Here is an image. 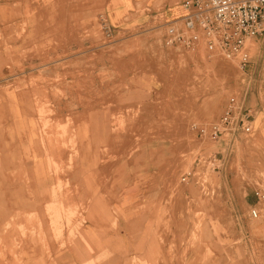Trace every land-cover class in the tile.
Masks as SVG:
<instances>
[{
	"label": "rangeland",
	"instance_id": "rangeland-1",
	"mask_svg": "<svg viewBox=\"0 0 264 264\" xmlns=\"http://www.w3.org/2000/svg\"><path fill=\"white\" fill-rule=\"evenodd\" d=\"M61 1L77 7L79 44L86 49V43H90L92 53L89 57L93 66L90 71H71L70 60H64L66 55L43 54L54 46L69 48L66 41L54 39H30L25 41V44L29 42L24 45L25 49L15 44L14 50L20 52L21 56L15 54L8 60L4 59L9 71L0 73V172L4 171L1 139L5 129L12 127V112L17 111L15 107L17 109V103L21 100L33 112L27 126L35 129V147L45 155L51 172L62 177V182L57 184V191L52 192V200L45 205L41 215L36 209L20 205H11L10 210L8 208L5 211L6 203L10 201L0 200V214L6 213L0 216V264H23L27 256L25 251H28L24 246L29 243L40 244L41 248L30 250L39 252L42 257H50L53 249L48 247V240L59 241L61 247L65 241L76 240L77 235H80L81 223L86 218V198L79 185L71 183L69 179L79 156L75 138L76 121L69 114L73 106L70 105L62 115L56 114V107L60 99H74V104L76 100H84L81 83H155L153 94L156 95V116L146 119L141 106L134 108L128 105L125 110L118 108V112H111L110 115L111 131L118 134L111 140L125 144L122 153L127 159H140L144 154V146L155 141L158 144L159 166H164L161 169L168 171V187L163 188V192L160 189L158 191L159 197L168 193L161 225L157 228L154 240L141 249L143 254L134 257L132 264H264V242L261 244L256 240L262 237L264 241L263 232L257 230L258 223L264 224V201L259 203L260 218L250 220L252 244L245 235L238 234L235 243L225 246L220 253L212 246L213 234L201 207L203 201L211 208L214 204L220 206L222 222L236 235V220L230 213V199L226 201L222 198L223 195L228 197L229 193L234 207L240 206L247 211L246 191L255 189L257 185L264 186V135L257 127L261 115L257 114L253 120V132L250 135L238 136L230 154L221 152L223 142L200 140L190 128L192 122H215L230 97L235 96L239 100L246 91L249 93L255 88L261 94L264 106V35H261L263 39L259 36L247 41L250 59L243 65L239 57L226 58L217 51L207 52L203 47L187 49L165 46V27L158 20L107 38L100 27V15H104V8L97 0ZM162 1L155 2L158 11L161 10ZM175 1L170 0L171 7ZM59 10L54 1L31 0L26 15L35 17L48 14L53 17ZM14 14L20 17L21 9L15 8ZM27 34L26 22L15 24V40ZM114 85L110 88L111 96L128 93V87L119 88L125 84ZM89 94L90 97L102 95L94 88H89ZM7 98H10L9 103ZM12 98L15 105L11 103ZM26 122H20V127ZM60 150L66 152L64 158L59 157ZM102 152L104 158L118 156L117 152L108 151L107 147ZM210 153H216L218 158L225 157L218 169L207 166L208 159L205 156ZM5 171L14 179L18 176L19 180L27 181L28 188L29 174L26 169L22 173L14 167ZM189 171L194 176L182 181L183 174ZM204 179L206 182L202 184ZM165 182L166 178L159 188L166 186ZM187 186L192 192L191 196H185L187 202L176 212L177 201L184 197ZM198 197H202L201 202ZM116 218L115 211L111 215V222L115 223ZM172 218L181 220L185 230L175 234ZM176 227L180 228V225ZM199 246H204L202 254L198 251ZM189 249L195 252L191 259L186 255ZM88 253L91 254L92 249L89 248Z\"/></svg>",
	"mask_w": 264,
	"mask_h": 264
},
{
	"label": "crops",
	"instance_id": "crops-1",
	"mask_svg": "<svg viewBox=\"0 0 264 264\" xmlns=\"http://www.w3.org/2000/svg\"><path fill=\"white\" fill-rule=\"evenodd\" d=\"M51 1L60 8L58 14L53 17L48 14L31 17L26 15V8L29 11L31 0H0V73L9 71V65L4 64V59L8 60V57L15 54L21 56L20 52H15V44L25 49L24 45L29 44V42L25 44V41L37 38L66 41L69 43V48L54 46L52 49H46L43 54L66 55L64 60H70L71 71H90L93 66L89 57L92 49L89 47V42L86 43V49L80 47L77 34V7L67 4V1ZM155 2L156 0H97L98 4L103 5V14L115 30V35L120 31L129 32L133 28L145 26L153 21L158 12ZM15 8L21 9L20 17L15 16ZM140 9L143 11L140 12ZM161 10L169 20L182 13L179 7H171L170 0L161 2ZM67 12L70 14L68 15ZM24 22L27 23L28 34L15 40V24H24ZM260 37L263 39V36ZM114 84L119 86L125 84L119 88L128 87V93L123 96H111L110 88L115 86ZM81 85L85 99L76 100L75 104L74 99H60L57 101L56 114L62 115L70 105L73 106L69 114L76 121L75 138L79 146V156L74 170L69 174V179L71 183L79 185L86 198L84 204L86 218L81 223L80 235H77L76 240L65 241L61 247L59 241L48 240V247L53 249L50 257H42L39 252L30 250L41 248L40 244H25L24 247L28 251H25L27 256L24 257L23 264H132L134 257L143 254L141 249H145L154 240L157 228L161 225L163 205L168 193L159 197L158 191L160 189L163 192V188L168 187V171H163L161 168L164 166H159L158 144L155 141L146 144L140 159L131 161L126 158L125 153H122L125 151V144L116 142L115 139L111 140V137L118 134L112 133L113 128L110 123L111 112H118V108L125 110L127 105L134 108L141 106L143 117L146 119L156 116L154 115L156 95L153 94L155 83H81ZM89 88L96 89L102 95L90 97ZM7 101L9 103L10 98H7ZM238 102L241 107L255 111L253 120L257 114L261 115L257 127L264 135V106L259 91L256 88L249 93L246 91ZM11 103L15 105L13 98ZM17 105L16 116L14 110L12 112V127L5 129L1 139L4 154L2 165L4 171L14 167L20 169L22 173L26 169L29 174V186L27 188V181L19 180L18 176L14 179L5 174L6 171L0 172V200L10 201L6 203L5 211L8 208L10 210L11 205L14 207L20 205L23 208L36 209L41 215L45 205L51 202L52 192L57 189V184L62 182L60 180L62 177L51 172L45 155L35 147V129L27 126L33 113L32 109L21 100ZM7 115L10 114L7 112ZM24 121H27L26 124L20 127V122ZM106 147L108 151L117 152L118 156L104 158L102 151ZM55 155L57 157L58 152ZM65 156L66 152L60 150L59 157ZM164 178H166V186L159 188ZM183 193L184 197L177 201L176 212L185 205L186 197L191 196L192 192L187 186ZM227 196L223 195L222 199L226 201L230 199L232 205L230 213L236 220V235H233V232L222 222L220 206L214 204L211 208V205H207L205 201L201 203L202 212L207 217L208 228L213 234L212 246L219 253L225 246L235 243V236L238 234L245 235L252 244L250 220H258L261 216V211L257 218L249 214L254 205L259 208L260 202H257L254 189H249L245 193L247 211L242 210L240 206L235 208L229 193ZM198 200L201 202L202 197H198ZM115 211L117 218L115 223H112L111 215ZM4 215L5 212L0 214V216ZM172 221H174L175 234L185 230L182 228L181 220L172 218ZM178 225L180 228L176 227ZM257 227L259 228L257 230L261 229L264 234V224L258 223ZM256 240L261 244L264 242L262 237ZM89 248L92 249L91 254L88 253ZM198 251L202 254L204 246H199ZM194 254L195 252L189 249L186 255L191 259ZM147 262L154 261L147 260Z\"/></svg>",
	"mask_w": 264,
	"mask_h": 264
},
{
	"label": "built area",
	"instance_id": "built-area-1",
	"mask_svg": "<svg viewBox=\"0 0 264 264\" xmlns=\"http://www.w3.org/2000/svg\"><path fill=\"white\" fill-rule=\"evenodd\" d=\"M172 6L181 9L180 16L169 20L162 10L154 16V20L165 27L163 43L168 47H203L207 52L217 51L226 58L239 57L245 65L250 59L247 41L264 34V0H176ZM100 27L105 37L115 35V30L104 15H100ZM253 117V110L241 107L238 98L232 96L215 122H192L190 128L200 140L223 142L221 152L230 154L239 135L253 132ZM205 157L208 159L207 166L213 169H218L225 158H218L216 153ZM189 176H194V173H184L182 181ZM204 182L205 179L202 184ZM254 194L257 202L264 201V186L257 185ZM249 214L257 218L260 209L254 205Z\"/></svg>",
	"mask_w": 264,
	"mask_h": 264
}]
</instances>
